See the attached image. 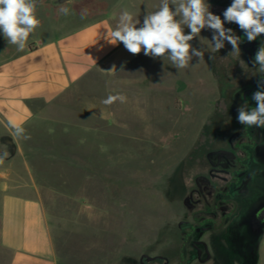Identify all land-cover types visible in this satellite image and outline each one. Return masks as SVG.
Wrapping results in <instances>:
<instances>
[{
	"label": "rangeland",
	"instance_id": "rangeland-1",
	"mask_svg": "<svg viewBox=\"0 0 264 264\" xmlns=\"http://www.w3.org/2000/svg\"><path fill=\"white\" fill-rule=\"evenodd\" d=\"M207 2L223 20L232 0ZM159 3L37 0L36 15L50 23L65 19L69 28L104 12L116 26L127 9L140 27ZM63 7L69 15L60 12ZM224 26L241 38L240 56L230 54L227 41L212 53L209 29L190 41L204 60L193 56L184 69L142 50L119 73L92 74L62 98V108L49 113L62 119L56 127L62 132L51 135L44 127L33 132L36 152L30 162L58 264H140L144 256L152 258L146 264H164V258L169 264H264V226L250 231L243 214L253 198L239 201L237 214L221 231L187 238L179 228L190 220L183 200L199 172L196 161L203 163L208 149L195 152L192 161L194 146L202 137L212 142L210 148L222 146L239 124L238 107L245 101L256 106L252 94L261 76L247 62L248 40L237 24ZM254 41L264 45V34ZM117 94L126 102L102 103ZM11 260L0 245V264Z\"/></svg>",
	"mask_w": 264,
	"mask_h": 264
},
{
	"label": "crops",
	"instance_id": "crops-1",
	"mask_svg": "<svg viewBox=\"0 0 264 264\" xmlns=\"http://www.w3.org/2000/svg\"><path fill=\"white\" fill-rule=\"evenodd\" d=\"M38 19L23 51L0 32V245L12 253L10 264H58L30 162L36 152L33 132L40 127L51 135L62 132L56 128L62 119L49 116L62 108V98L92 74L119 73L136 56L122 43L107 41L115 28L111 14L69 28L65 19ZM16 128L23 134L17 136Z\"/></svg>",
	"mask_w": 264,
	"mask_h": 264
},
{
	"label": "clouds",
	"instance_id": "clouds-1",
	"mask_svg": "<svg viewBox=\"0 0 264 264\" xmlns=\"http://www.w3.org/2000/svg\"><path fill=\"white\" fill-rule=\"evenodd\" d=\"M210 7L207 0H160L157 9L144 16L140 27H137L140 20L125 9L119 15L110 33V40L107 41L113 45L122 43L133 55L143 50L146 56L167 59L179 70L189 67L193 56L199 58V61L204 60L203 51L190 44V41L200 36L203 29L212 31V53L219 52L227 41L232 46L230 54L236 56H240L241 38L231 28H225V23L237 24L249 42L264 34V0H232L223 12V20L213 14ZM36 9L37 0H0V32L7 43L15 45L19 51L24 50L30 34L40 25ZM60 12L67 16L70 9L63 7ZM185 27L190 30L188 34L184 32ZM209 58L213 59V56ZM252 63L261 76L257 82V91L252 94L256 106L250 108L245 101L237 109V120L247 127L264 128V45L258 49ZM126 99L123 94L109 95L102 103H124ZM23 132V128L15 129L17 136Z\"/></svg>",
	"mask_w": 264,
	"mask_h": 264
},
{
	"label": "flooded vegetation",
	"instance_id": "flooded-vegetation-1",
	"mask_svg": "<svg viewBox=\"0 0 264 264\" xmlns=\"http://www.w3.org/2000/svg\"><path fill=\"white\" fill-rule=\"evenodd\" d=\"M247 42L250 43L247 50L254 58L261 47L260 41ZM211 144L202 137L194 146L192 161L195 152L208 149L203 163L196 161L199 172L190 179L183 200L190 220L181 221L179 228L188 232L187 238L196 233L221 231L228 219L237 214L239 201L250 197L254 203L243 214L249 217L250 231L258 232L264 226V128L239 123L222 146L210 148ZM260 161L262 165H258ZM230 204L234 205L233 210ZM243 214L239 213L238 217Z\"/></svg>",
	"mask_w": 264,
	"mask_h": 264
},
{
	"label": "water",
	"instance_id": "water-1",
	"mask_svg": "<svg viewBox=\"0 0 264 264\" xmlns=\"http://www.w3.org/2000/svg\"><path fill=\"white\" fill-rule=\"evenodd\" d=\"M248 45H250V43H245L244 44V47H243V49H244V51H245V53H246V55H247V62L249 63V64H251V61H252V53L249 51V50H247V46ZM144 259H146L147 261H151L152 260V258L151 257H148V256H144L142 259H141V261H140V264H145V260Z\"/></svg>",
	"mask_w": 264,
	"mask_h": 264
},
{
	"label": "trees",
	"instance_id": "trees-1",
	"mask_svg": "<svg viewBox=\"0 0 264 264\" xmlns=\"http://www.w3.org/2000/svg\"><path fill=\"white\" fill-rule=\"evenodd\" d=\"M261 79V78H260ZM164 260H165V263L164 264H167V259L166 258H164Z\"/></svg>",
	"mask_w": 264,
	"mask_h": 264
},
{
	"label": "built area",
	"instance_id": "built-area-1",
	"mask_svg": "<svg viewBox=\"0 0 264 264\" xmlns=\"http://www.w3.org/2000/svg\"><path fill=\"white\" fill-rule=\"evenodd\" d=\"M41 40H39L38 42H40Z\"/></svg>",
	"mask_w": 264,
	"mask_h": 264
}]
</instances>
